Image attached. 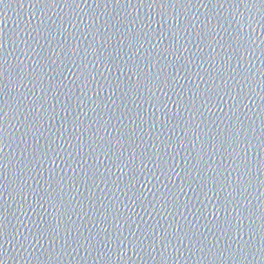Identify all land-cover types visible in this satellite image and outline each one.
<instances>
[{
    "label": "water",
    "instance_id": "water-1",
    "mask_svg": "<svg viewBox=\"0 0 264 264\" xmlns=\"http://www.w3.org/2000/svg\"><path fill=\"white\" fill-rule=\"evenodd\" d=\"M6 3L0 264H264L250 1Z\"/></svg>",
    "mask_w": 264,
    "mask_h": 264
},
{
    "label": "snow or ice",
    "instance_id": "snow-or-ice-1",
    "mask_svg": "<svg viewBox=\"0 0 264 264\" xmlns=\"http://www.w3.org/2000/svg\"><path fill=\"white\" fill-rule=\"evenodd\" d=\"M38 2L43 3V4H47V3L50 2V0H38ZM51 2H54V0H51ZM73 2H75V0H73ZM116 3H119V0H116ZM6 4H7L6 0H0V7H3ZM3 41H4V36H3V33L0 32V50H3L4 47H5ZM2 67H3V61H2V57H0V68H2ZM85 79H87V77H85ZM221 79H223V77H221ZM226 92H227V94H231L230 92L227 91V89H226ZM240 92L242 93L243 89H241ZM0 111H2V108H0ZM0 132H2V128H0ZM234 136H235V139H233V143H235V144H240L241 142L244 143V147L241 149V152H243L244 157H247L248 149L250 147H252V145L248 141V135L242 129H240V131L236 132L234 134ZM241 137L243 138V140H241ZM227 138H231V134ZM2 142H3V136L0 135V143H2ZM2 151H3V149L0 148V152H2ZM235 151H236V149L233 148V152H235ZM241 165H243L245 170H247L248 164H247L246 159L241 161ZM260 165H261L262 169H264V161H260ZM237 167L239 168L240 165H238ZM244 190L247 191L246 188ZM20 191H23V186L22 185L20 186ZM232 203L236 204L235 199H233ZM237 207H238V205H237ZM224 209H226V207ZM0 227H2V225H0ZM0 235H2V233H0ZM178 238L183 240L180 236ZM242 251L243 250H241V252ZM261 254H262V256H264V247H262V249H261ZM249 255H251V253H249ZM244 258L246 259L247 257H244Z\"/></svg>",
    "mask_w": 264,
    "mask_h": 264
}]
</instances>
